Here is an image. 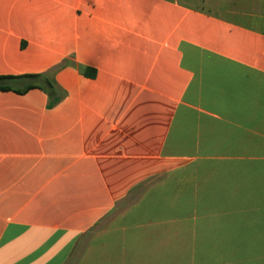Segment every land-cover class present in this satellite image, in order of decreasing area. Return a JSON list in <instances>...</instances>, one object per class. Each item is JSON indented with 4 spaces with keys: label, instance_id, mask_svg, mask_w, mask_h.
<instances>
[{
    "label": "crops",
    "instance_id": "obj_1",
    "mask_svg": "<svg viewBox=\"0 0 264 264\" xmlns=\"http://www.w3.org/2000/svg\"><path fill=\"white\" fill-rule=\"evenodd\" d=\"M0 77V264H264V0H0Z\"/></svg>",
    "mask_w": 264,
    "mask_h": 264
},
{
    "label": "trees",
    "instance_id": "obj_2",
    "mask_svg": "<svg viewBox=\"0 0 264 264\" xmlns=\"http://www.w3.org/2000/svg\"><path fill=\"white\" fill-rule=\"evenodd\" d=\"M25 78H28L33 82L23 90H18V92H24L30 88H40L50 97L51 102L55 101V97L57 95L55 88L52 83L42 75H27ZM12 78L9 77H0V91H8L12 88L7 85V82Z\"/></svg>",
    "mask_w": 264,
    "mask_h": 264
}]
</instances>
